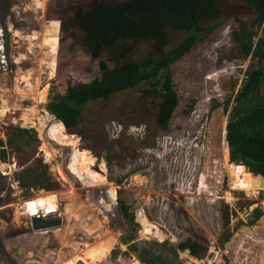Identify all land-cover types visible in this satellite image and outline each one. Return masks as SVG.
<instances>
[{"label":"rangeland","instance_id":"1","mask_svg":"<svg viewBox=\"0 0 264 264\" xmlns=\"http://www.w3.org/2000/svg\"><path fill=\"white\" fill-rule=\"evenodd\" d=\"M81 2L92 0H61L62 10ZM54 6L55 2L47 0L20 4L0 0L2 21L11 9L24 19L10 34L7 31L5 64L0 65V142L5 151L0 163L8 166L0 169V264H142L124 244L126 225L117 211L118 199L134 217L133 242L139 248L150 247L151 242L177 248L175 261L162 253L170 264H264V215L256 219L254 214L255 209L264 212V188L258 186L260 176L246 168L236 173L224 139L228 115L246 73L264 72V58L253 51L244 57L231 39L240 24L252 25L253 48L261 45L264 27L254 25V14L231 1L204 24L210 29L216 24L215 29L161 72L171 76L178 96L167 129L156 125L160 100L142 96L148 88L142 82L107 100L86 104L79 126L66 130L77 146L63 166L68 145L54 144L52 159H45L40 150L43 142L37 117L48 113L43 106L49 96L90 82L105 69L104 62L112 67L153 57L155 40H136L120 60L109 52V57L90 62L88 68L85 63L80 64L82 69L74 64L60 68L56 51L61 24ZM72 27L68 21L63 23L61 41ZM69 45L68 40L60 46L63 58ZM54 61V75L49 79L48 63ZM255 104L264 105V81L247 102L250 107ZM16 129L29 130L35 141L26 137L18 148L10 146L8 140ZM91 167L102 171L111 184L106 182L104 193L95 190L96 182L90 184L83 174ZM62 170L75 182L63 179ZM37 175H44L48 189L32 185L30 179ZM72 190L76 200L71 202ZM113 192L117 220L106 214L112 208ZM47 193L59 195L57 214L62 222L33 231L21 215L23 202ZM16 212L20 213L18 222ZM141 219L148 233L161 242L140 235ZM98 240L99 249L91 245ZM108 240L111 247L105 251Z\"/></svg>","mask_w":264,"mask_h":264},{"label":"trees","instance_id":"2","mask_svg":"<svg viewBox=\"0 0 264 264\" xmlns=\"http://www.w3.org/2000/svg\"><path fill=\"white\" fill-rule=\"evenodd\" d=\"M251 38L252 33L246 28L233 34V41L240 43L238 47L240 52L244 54V57H247L253 51L254 54L262 58L263 54L260 51V46L257 44L253 48ZM195 43L196 39L182 40L168 53L164 61L148 59L138 64L129 62L112 67L104 64L105 69H100V74L90 82L68 86L64 93L57 92L56 95L49 96L43 106L44 110L48 113L43 114L39 129L40 132L42 131L41 134L53 154H55L52 148L54 144L56 146H69L68 156L63 166L69 161L71 153L77 146L73 142L74 137L67 134L66 130L67 132H71L79 126L82 110L86 104L100 99L107 100L111 95L132 90L142 82L148 84V88L143 90L142 96L158 98L160 100L156 113V125L162 130L167 129L171 116L178 105V96L173 87L171 76L168 73L163 74L161 72L167 70L172 63H175L188 53ZM54 67L55 62L48 65L49 79L54 75ZM263 81L264 72L260 69L251 70L246 73L245 82L235 95V106L229 113L226 123V142L230 162L243 165L254 176L264 175V105L255 104L250 107L247 106V102L256 95ZM26 137H29L33 142L35 141L29 130L16 129L15 133L8 140V144L18 148L19 141ZM68 142L69 144H67ZM4 157L5 151L2 149V143L0 142V160L3 161ZM101 170L105 171L104 165H101ZM102 171L101 173L96 172L91 167L86 172H83V174L90 184L104 179L111 185L106 180ZM67 177L70 182H75L71 174H67ZM45 180L44 175L42 177L37 175L30 179L32 185L36 188H44L46 186ZM20 185L24 186L23 183H20ZM48 188L49 186L45 187V189ZM113 197L112 208L106 214L117 220L118 217L113 208L116 200L115 192H113ZM117 211L126 225L125 235L127 237H125L124 244L127 245L130 252L137 254V258L142 264H170L169 260H163L162 253H168L172 261L177 260V248L166 245L164 242L161 244L151 242L149 244L150 247L139 248V245L133 242L135 227H137L134 217L129 213L128 206L119 199L117 200ZM254 214L257 219L259 216L264 215V212L255 209ZM78 220L76 219V223ZM139 223L141 225L140 235L143 238L161 242L157 235L148 233L147 226L142 219ZM96 236L99 238L100 235L97 234ZM100 243L98 240L95 244L91 245L99 249L101 248ZM108 243L103 248L105 251H108L111 247L112 242L109 245ZM152 247L159 254H155Z\"/></svg>","mask_w":264,"mask_h":264},{"label":"flooded vegetation","instance_id":"3","mask_svg":"<svg viewBox=\"0 0 264 264\" xmlns=\"http://www.w3.org/2000/svg\"><path fill=\"white\" fill-rule=\"evenodd\" d=\"M21 1L14 0L19 4ZM231 1L237 2L242 9L254 14V25L257 20L262 18L258 0H92V2H81L72 8L69 6L70 9L65 11L62 10L61 0H47L48 3L55 2L54 13L58 16V22L61 24L56 51V57L60 55V62L57 64L60 65V68L63 64H74L77 68L81 63H85L88 68L90 62L96 61L100 57L103 61L105 57H109V52L114 59L120 60L124 58L128 48L136 40H143L147 37L152 41L155 40L153 42L155 51L153 57L149 56L144 60L164 61L168 53L182 40L196 39L195 44H197L207 33L215 29L216 24L211 29L205 27L204 24L212 20L220 13L222 7ZM16 14L19 15V12L11 9L10 13L2 16L5 17L3 21L0 19L5 30L3 49L6 48L7 31L10 34L14 25L24 21ZM66 21L73 27L67 32L66 39L61 41L62 25ZM251 27L253 28L252 25L240 24L236 31L246 28L252 33ZM54 30L57 32L58 27ZM231 39L233 40V35ZM68 40L71 43L70 49L63 58L60 46ZM159 42L161 47L158 46ZM174 42L176 44L171 46ZM235 43L240 46L239 42ZM166 46H170V48L164 53ZM260 51L262 52V43ZM240 53L244 55L242 52ZM50 64L52 63L49 62L48 65ZM80 68L82 69L81 66Z\"/></svg>","mask_w":264,"mask_h":264},{"label":"bare ground","instance_id":"4","mask_svg":"<svg viewBox=\"0 0 264 264\" xmlns=\"http://www.w3.org/2000/svg\"><path fill=\"white\" fill-rule=\"evenodd\" d=\"M36 109V108H35ZM38 111V110H37ZM44 114V113H43ZM39 115V114H38ZM37 115V116H38ZM43 116L41 114L40 117H37V120H38V133H39V136L41 137L42 139V146L40 147L41 151H43L44 153V156H45V159H52L54 154L52 152V150L50 149V147L48 146V144L46 143L44 137L42 136L41 132H40V129H39V124L41 123L42 119H43ZM36 117V115H35ZM36 119V118H35ZM31 121V120H30ZM34 123V122H33ZM29 126V125H28ZM36 126V125H35ZM31 127V126H30ZM39 138V137H38ZM3 168H8L7 165L5 164H2L0 163V169H3ZM56 168V167H55ZM7 171V170H6ZM64 173H62V178L63 179H68V177H66V174H65V171L62 170ZM6 173V172H5ZM69 180V179H68ZM69 184V183H68ZM71 184V183H70ZM72 185V184H71ZM70 185V186H71ZM107 187V183L104 179H100L96 182V188H99L102 190V192L104 193V190L105 188ZM71 189V188H70ZM102 192H99L101 193V195H103ZM58 196L56 193H47L45 194L44 196L41 195V197H35L33 199H31L33 202H35V207L34 208H28V209H25V214L26 216H33V215H37L39 214V210H45L46 211V214L50 215V214H55L58 212ZM68 200H70L71 202L72 201H75L76 200V197H75V194L72 191L69 192V197H68ZM69 205V204H68ZM67 205V206H68ZM72 205V204H71ZM71 205L68 206V208H71ZM94 206V205H93ZM73 208V207H72ZM23 211V212H24ZM19 212V211H17ZM14 213V220L15 221H19V216H20V213ZM60 213V212H59ZM21 215H23V213H21Z\"/></svg>","mask_w":264,"mask_h":264},{"label":"water","instance_id":"5","mask_svg":"<svg viewBox=\"0 0 264 264\" xmlns=\"http://www.w3.org/2000/svg\"><path fill=\"white\" fill-rule=\"evenodd\" d=\"M259 4H260V8H261V12H262V18H260L259 20H257L256 22V26H264V0H258ZM63 27V25H62ZM262 52L264 55V40L262 42ZM55 119V118H54ZM225 143L227 146V142H226V132H225ZM228 148V146H227ZM248 170V169H246ZM258 186L259 188H264V175L260 176L258 178ZM62 220L60 218H51V219H46V220H42L38 217H32L29 220V224L30 227L33 231H41V230H48L54 227H58L60 226Z\"/></svg>","mask_w":264,"mask_h":264},{"label":"built area","instance_id":"6","mask_svg":"<svg viewBox=\"0 0 264 264\" xmlns=\"http://www.w3.org/2000/svg\"><path fill=\"white\" fill-rule=\"evenodd\" d=\"M4 35H5V30H4V27H3V25L0 23V65H4L5 64V55L3 54V51H4V49H3V38H4ZM230 165H232V166H234L235 167V171H236V173L237 172H240V170L242 169V168H245L243 165H236V164H234V163H232L231 162V164ZM227 171H228V167H227ZM230 190L231 191H235V190H233V189H231L230 188ZM257 190H259V188H257L256 189V191ZM258 192V191H257ZM257 194V193H256ZM35 207V202H33L31 199H29V200H26L25 202H23V205H22V210L24 211L25 209H28V208H34ZM22 211V213H23V215L28 219V220H30V218H32V217H38V218H40V219H42V220H46V219H51V218H58V212L57 213H55V214H50V215H48V214H46V211L45 210H39V214H37V215H33V216H26V214H25V211L23 212ZM52 216H55V217H52Z\"/></svg>","mask_w":264,"mask_h":264}]
</instances>
